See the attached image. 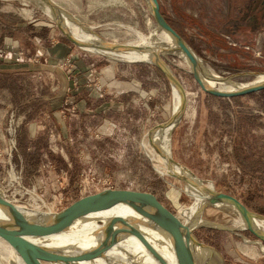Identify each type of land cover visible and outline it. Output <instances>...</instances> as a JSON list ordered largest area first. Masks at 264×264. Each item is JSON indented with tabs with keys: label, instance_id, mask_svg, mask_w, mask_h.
I'll return each instance as SVG.
<instances>
[{
	"label": "rangeland",
	"instance_id": "374dc122",
	"mask_svg": "<svg viewBox=\"0 0 264 264\" xmlns=\"http://www.w3.org/2000/svg\"><path fill=\"white\" fill-rule=\"evenodd\" d=\"M54 1L107 41L135 42L139 35L149 37L156 29L145 0ZM158 1L167 21L207 69L232 84L249 81L254 73H264V45L250 43L254 34L264 28V0ZM10 8L19 15L9 12ZM0 9V23L38 17L56 27L41 8L26 0H0ZM17 51L22 54L14 58V63L25 53L22 48ZM77 51L106 66L118 65L123 71L102 86L101 76H105L108 69L101 72L86 66L87 71L96 73L98 83L91 82V85H100L108 91L111 105L106 110L96 104L95 110L90 105L89 115L101 114L102 117L89 121V125L71 139V155L76 156L73 169H57L49 159L32 167L31 164L39 161L32 145L37 137L30 133V125L34 127L35 121L24 124V119L19 118L11 164L25 185L36 188V194L44 203L35 197H20L19 191L9 186L7 118L11 109L20 116L22 106L15 104L9 110L4 109L0 126V192L16 204L57 212L79 199H108L101 195L103 190L129 191L152 195L161 206L179 216L183 208H187L188 213L195 201L189 193L192 189H185L182 181L159 169L155 156L159 152L148 142L149 130L165 122L177 105L168 81L157 68L144 62ZM8 58V51L0 57L7 61ZM166 60L179 78L186 97L183 116L170 136L173 159L199 179L212 184L216 191L236 198L249 211L264 216V90L233 98L212 96L200 89L189 66L180 57L169 55ZM61 65L67 78L70 77L72 59H65ZM123 82L134 86V95L120 98L123 93L120 87L125 90L129 87ZM28 91L35 92V89ZM5 96L1 91L2 109L6 106ZM62 101L59 115L77 118L76 102L70 96ZM47 145L56 153L52 151L55 142L48 141ZM27 151L31 154L25 158ZM196 215L204 222L223 226L200 225L194 234L200 242L215 248L225 264H264V242L243 229L245 223L235 213L206 206ZM2 254L0 249V264H5ZM139 259L148 263L154 261L149 257Z\"/></svg>",
	"mask_w": 264,
	"mask_h": 264
},
{
	"label": "water",
	"instance_id": "95a60500",
	"mask_svg": "<svg viewBox=\"0 0 264 264\" xmlns=\"http://www.w3.org/2000/svg\"><path fill=\"white\" fill-rule=\"evenodd\" d=\"M26 1L41 8L55 23L61 34L79 49L115 60L122 59L113 56L128 53L140 55L143 56L142 60L126 61L147 63L163 74L171 87L174 100L175 94L177 95V105L173 107L170 117L165 122L149 130L148 140L163 158L169 175L182 181L185 189L193 187L207 197L197 205L195 218H182L161 206L152 195L129 191L103 190L101 195L108 199H79L57 212L16 204L0 192V238L12 247L22 264H95L97 260L105 264H214L215 262L225 264L215 248L200 242L194 234L195 228L200 225L223 227L204 222L199 215H196L206 206H216L235 213L245 223L243 229L250 231L258 240L264 242V230L255 223L256 219H264V216L249 211L236 198L216 191L212 184L199 179L191 170L173 159L169 149L170 136L183 116L186 97L179 78L166 59L169 55L185 59L200 89L216 97L233 98L262 91L264 82L233 90L219 89L216 86L217 79L221 78L228 82L229 79L213 75L203 65L185 39L167 21L161 12L158 0H145L156 22V29L147 42L142 43L104 40L90 27L79 23L69 11L54 0ZM73 23L94 36L76 35L70 27ZM159 31L166 32L171 38V43L164 44L157 41L155 34ZM209 81H213L214 84H210ZM117 205L126 206L130 211L125 214L110 213L100 216L102 212ZM87 222H94L96 227L83 228ZM63 233H70L75 238L74 241L59 245H51L43 241L46 235ZM158 236L164 237L165 242L162 241V244L171 252V260L161 255L151 241L158 239L160 242ZM133 240L141 244L145 252L154 259L153 262L140 261L127 251L126 244Z\"/></svg>",
	"mask_w": 264,
	"mask_h": 264
},
{
	"label": "crops",
	"instance_id": "0c3cea01",
	"mask_svg": "<svg viewBox=\"0 0 264 264\" xmlns=\"http://www.w3.org/2000/svg\"><path fill=\"white\" fill-rule=\"evenodd\" d=\"M8 11L19 15L15 9L10 8ZM261 29L262 31L256 32L252 37L250 42L252 45H264V28ZM0 47L10 54L8 58L10 60L0 59V92L6 95L4 102L6 106L3 109L0 107V126L4 116L3 110L20 104L22 106L20 118L24 119V124H29L32 120L36 124L34 127L30 125V133L37 137V141L32 140V145L39 161L31 166L35 168L40 161L49 159L55 163L57 169H73L76 156L73 153L71 155V139L78 131L85 129L89 121L102 117L101 114L90 116L88 112L90 105L95 110L96 106L106 110L111 105L109 92L103 90L100 85H91V82H97L94 75L96 73L87 71L86 66L94 67L101 72L105 68L108 69L106 75L101 76L102 86L109 78L116 77L123 71L118 65L106 66L99 60L77 51L81 49L66 40L57 27L40 21L38 17L34 20L27 17L15 23L9 21L0 23ZM21 48L25 53L17 59V63H14L15 51ZM67 58L72 59L73 64L72 73L68 78L61 65ZM122 84L129 87L126 90L120 87V92L123 91L120 98L134 95V86H130L128 82ZM33 87L35 92H29L28 90H33ZM68 96L77 104L79 109L77 118H71V115L63 118L59 115L62 100ZM105 124L107 125L108 121H105ZM51 140L56 143L57 151L55 146L52 150L56 153L48 149L47 143ZM25 153V158L31 154L28 151ZM26 162L29 163L27 160Z\"/></svg>",
	"mask_w": 264,
	"mask_h": 264
},
{
	"label": "bare ground",
	"instance_id": "6f19581e",
	"mask_svg": "<svg viewBox=\"0 0 264 264\" xmlns=\"http://www.w3.org/2000/svg\"><path fill=\"white\" fill-rule=\"evenodd\" d=\"M71 29L73 30V32L81 37H93V34H90L84 30H82L81 28H79L75 23L70 25ZM149 39V37L144 36V35H139L138 36V40L135 42H147V40ZM155 39L161 43L164 44H168L171 43V38L170 36L164 32V31H159L157 32V34H155ZM114 58H119L122 60H142L143 56L140 55H135V54H131L128 53L126 55H122V56H113ZM183 61H185V63L187 64L186 60L181 58ZM211 73H213V75H217L215 72H213L211 70ZM264 82V73H256L249 81L243 82V83H230L228 81L222 80L221 78L217 79V83L216 86L219 89H223V90H233V89H238V88H242V87H246V86H250V85H254V84H258ZM210 84H214L213 81H209ZM175 97L177 99V95L175 94ZM149 142V140H148ZM150 144V142H149ZM151 146H153L151 144ZM149 151V150H148ZM149 156V155H148ZM155 156H157L158 161H159V169L163 170L164 172L168 173V170L163 162V158L159 155V154H155ZM192 190L189 191L190 194H192L195 197V201L194 204L191 206V208L189 209L188 213H187V208H183L181 209L179 212V214H181V216L185 217V218H195V212L198 209L197 205L199 204V202H202L204 199H206V195L204 193L199 192L198 190H195L194 188H191ZM37 208V207H36ZM122 211H125L126 213H128L130 211V209L126 206H121V205H117L114 206L112 208H110L109 210L102 212V214L100 216H106L107 214L110 213H117L120 214ZM187 213V215L185 216V214ZM92 216V215H91ZM95 216V215H94ZM93 216V217H94ZM98 216V215H97ZM99 216V217H100ZM256 225L257 227H259L260 229L264 230V219H256ZM96 227V224L94 222L92 223H85L83 225V228H87V229H94ZM160 239V242L158 239H154L151 240L153 241V244L157 247L158 251L161 253V255L168 257L170 260L172 259V254L171 252L165 248V246L162 244V241L165 242L164 237L162 236H158ZM74 237H72L70 235V233H63V234H52V235H46L45 238L43 239V241L47 244H51V245H59V244H63L66 242H70V241H74ZM126 249L127 251H129L130 254H132L134 257L136 258H140V257H149L152 258L151 255L148 252H145V250L142 248L141 244H139V242L134 241L130 242L128 244H126ZM0 249H2V256L1 258L4 260L5 264H22L20 258L15 254V252L13 251L12 247L5 242L3 239L0 238ZM153 259V258H152ZM154 260V259H153ZM2 261V260H1ZM47 264V263H46ZM83 264H88V263H83ZM95 264H105L103 261L101 260H97ZM126 264V263H125ZM128 264V263H127Z\"/></svg>",
	"mask_w": 264,
	"mask_h": 264
},
{
	"label": "built area",
	"instance_id": "2783aa9c",
	"mask_svg": "<svg viewBox=\"0 0 264 264\" xmlns=\"http://www.w3.org/2000/svg\"><path fill=\"white\" fill-rule=\"evenodd\" d=\"M7 50L0 49V57L2 55H6ZM21 51L15 52V58L19 57L21 55ZM69 107V106H68ZM61 113L64 111H60ZM19 118L20 116L15 113L14 109H11L8 114L7 118V141H8V151L6 152L7 157L10 159L9 163V171L11 177L10 180L11 182L9 183L10 187H13L19 191V196H29L31 198L35 197L41 203H44L43 200L40 198L39 195L36 194V188L34 186H27L23 183V180L19 174L16 173L15 166L11 164V158H12V153L16 151V138H17V129H18V123H19Z\"/></svg>",
	"mask_w": 264,
	"mask_h": 264
}]
</instances>
